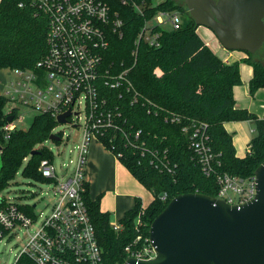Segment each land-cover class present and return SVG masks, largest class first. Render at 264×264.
<instances>
[{
    "label": "trees",
    "instance_id": "obj_1",
    "mask_svg": "<svg viewBox=\"0 0 264 264\" xmlns=\"http://www.w3.org/2000/svg\"><path fill=\"white\" fill-rule=\"evenodd\" d=\"M135 1L144 6L145 14L142 16L130 7H120V16L124 20L122 34L112 35L105 53V65L120 70L131 68L130 79L143 97L133 105L128 95L116 102L123 105L121 110L128 126L142 130L143 140L149 149L158 150L160 156L167 151L174 173L157 168L152 163L151 154L142 155L127 148L123 141L117 143V152L124 153L120 161L154 196L153 202L144 208L143 225L139 229L136 219L143 209L140 200L119 221L122 229L115 231L110 215L101 210L100 198L91 199L89 185L86 184L84 199L107 264H124L128 259L127 247L141 248L150 235L152 222L178 195L201 193L218 196L216 176L203 173L190 147L189 136L183 131L185 126H191L193 121L209 125L211 145L216 153L221 154L219 173L250 177L264 162V120L245 108H238L234 97V88L242 83L240 64L224 63L197 34L198 25L192 18L183 22L178 30L158 28L160 46L152 48L142 41L135 62L132 52L146 20L158 11H176L190 16L185 13L186 8L173 0ZM48 27L47 17L35 15L33 7L19 8L18 0H2L0 69L32 68L46 53ZM246 53L248 58L245 62L253 68L249 91L254 97L258 90L264 88V62L256 54ZM147 99L159 107L157 115L155 111L148 112L150 105ZM6 105L7 99L0 95V129L8 123L9 116L16 118V113H5ZM171 112L180 115L181 123L166 121ZM233 121H253L256 125L257 133L251 140L250 153L244 158L237 156L232 135L225 127V123ZM56 125L52 117L38 115L27 130L17 129L9 139H5L0 131L3 145L0 194L21 170L25 178L44 181L39 172L40 163L43 159L53 160L54 156L49 149L39 145L49 139ZM34 150L40 153L32 155ZM21 209L28 214L33 213V206H21ZM139 235L142 238L135 245ZM17 264L31 262L22 257Z\"/></svg>",
    "mask_w": 264,
    "mask_h": 264
},
{
    "label": "built area",
    "instance_id": "obj_2",
    "mask_svg": "<svg viewBox=\"0 0 264 264\" xmlns=\"http://www.w3.org/2000/svg\"><path fill=\"white\" fill-rule=\"evenodd\" d=\"M28 5L34 8L35 15L43 14L48 19L47 50L32 68L12 69L14 76L6 82L3 96L7 103L15 104L9 110L5 108V113H16V118L0 131L5 139H9L18 129L16 120H24L20 115V109L24 107L34 111L35 116L52 117L57 124H61L58 118L70 111L68 122L64 124L81 128L82 132L78 142L69 148L67 160L61 159V153L51 151L53 160L43 159L40 163L43 182L54 185L56 196L47 212L38 214L34 211L36 204H19L12 198L0 196V244L19 239L23 231L26 240L13 262L2 261L0 264H17L22 257L31 264H107L84 199L91 143L100 141L120 160L124 153L117 152V143L123 141L127 148L142 155L151 154L152 163L161 171L174 173L167 151L160 156L158 150L149 149L142 130L128 126L121 110L123 105L116 102L128 95L133 105L143 97L130 79L131 68L120 70L105 65V53L112 35L122 34L124 20L120 16V7H130L143 16L144 6L135 0H18L19 8ZM182 16L176 11H158L146 20L132 52L135 62L142 41L158 48V28L178 30L183 25ZM167 24L170 28H166ZM147 101L150 105L148 112L155 111L157 115L159 107ZM166 121L181 123V117L171 112ZM208 128L205 122L193 121L183 131L189 136L190 147L203 173L216 176L219 186L216 198L231 205L254 199L257 194L255 174L241 177L217 172L221 154L214 151ZM55 129L52 134L61 138L57 143L60 144L63 134ZM57 157L61 159L59 167ZM21 206H33V213H26ZM143 215L144 208L137 216V229L143 225ZM113 228L120 231L122 226L116 224ZM141 238L140 235L137 237L135 245ZM125 251L128 259L147 260L156 255L149 237L141 248L129 246Z\"/></svg>",
    "mask_w": 264,
    "mask_h": 264
},
{
    "label": "water",
    "instance_id": "obj_3",
    "mask_svg": "<svg viewBox=\"0 0 264 264\" xmlns=\"http://www.w3.org/2000/svg\"><path fill=\"white\" fill-rule=\"evenodd\" d=\"M184 1L196 25L212 30L226 50L256 54L264 46V0ZM49 139L61 140L55 134ZM255 175L257 194L244 204L201 193L175 197L151 224L155 257L124 264H264V162Z\"/></svg>",
    "mask_w": 264,
    "mask_h": 264
},
{
    "label": "crops",
    "instance_id": "obj_4",
    "mask_svg": "<svg viewBox=\"0 0 264 264\" xmlns=\"http://www.w3.org/2000/svg\"><path fill=\"white\" fill-rule=\"evenodd\" d=\"M210 41L204 42L224 63L233 64L238 62L240 64L242 83L234 88L237 107L245 108L251 112V101L257 98L263 108L264 88L258 90L254 97L250 95L249 82L253 76V68L245 62L248 54L243 51L226 50L217 37L216 39L211 38ZM0 95H3V93L0 92ZM249 99L251 100L249 101ZM255 114H257L259 119L264 120L263 112L257 111ZM245 123H248V125L246 126ZM253 123V121L225 123L228 133L232 135L236 154L240 158H244L250 153V143L255 137L252 133H257L256 125H251ZM245 126L249 128H245ZM85 179L89 185L91 199L100 198L102 212L108 213L111 221L117 224L135 206L136 201L140 200L143 208H146L154 200L153 194L98 140H94L91 143Z\"/></svg>",
    "mask_w": 264,
    "mask_h": 264
},
{
    "label": "rangeland",
    "instance_id": "obj_5",
    "mask_svg": "<svg viewBox=\"0 0 264 264\" xmlns=\"http://www.w3.org/2000/svg\"><path fill=\"white\" fill-rule=\"evenodd\" d=\"M173 1H175L177 5L186 8L185 13L189 15V10L184 0H173ZM190 18H191L190 16H182L183 22L188 21ZM166 28H170V25L167 24ZM197 34L205 42H211L210 41L211 38L216 39L214 32L204 26L197 27ZM210 44L211 46H213L212 43ZM256 55H257L256 57H258L264 62V46L261 48L259 52L256 53ZM13 76L14 74L11 68L0 69V92L3 93V95H4V85L6 84V82L12 79ZM250 100L251 99H249V101ZM14 106H15L14 103L9 102L6 105V110H9ZM251 108H252L250 109L251 112L256 113L257 111H260L264 113V107L262 108V104L259 102L257 98L255 100L252 99ZM20 115L24 116V120L22 121L16 120V126L18 129L27 130L31 126L36 113L34 111L22 107L20 109ZM245 125L247 126L248 123H245ZM251 125H255V123ZM246 126L245 128H249ZM55 130L62 131L63 141H61L60 143L62 145L59 146L60 144H57L53 140L48 139L42 145H39V147H46L54 154L61 153L62 155L61 159L67 160L66 158H67L68 150L69 148L72 149L73 146L78 142L82 130L81 128H76L65 124H57ZM252 134L254 136L256 135L255 133ZM66 142L68 146L65 145ZM61 159L59 157L56 158L57 167H59V164H61ZM1 163L2 162L0 157V168H1ZM68 163H69V159H68ZM0 196L12 198L19 204H25V203H29L31 205L36 204L34 211L38 214L40 212H47L50 206L56 200V196L54 195L53 184H48L46 182L35 181L33 179L25 178L22 175V170L17 174L15 180L11 182L10 186L0 194ZM116 224L117 223H115L114 221H111L112 227ZM24 234L25 231H23L20 234L19 239H15L11 242H2L0 244V262L3 261L10 263L14 261L15 255L20 252V250L22 249V247L26 242Z\"/></svg>",
    "mask_w": 264,
    "mask_h": 264
},
{
    "label": "flooded vegetation",
    "instance_id": "obj_6",
    "mask_svg": "<svg viewBox=\"0 0 264 264\" xmlns=\"http://www.w3.org/2000/svg\"><path fill=\"white\" fill-rule=\"evenodd\" d=\"M260 50H261V49H260ZM260 50H259V51H260ZM259 51H258V52H259Z\"/></svg>",
    "mask_w": 264,
    "mask_h": 264
}]
</instances>
